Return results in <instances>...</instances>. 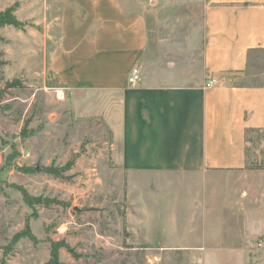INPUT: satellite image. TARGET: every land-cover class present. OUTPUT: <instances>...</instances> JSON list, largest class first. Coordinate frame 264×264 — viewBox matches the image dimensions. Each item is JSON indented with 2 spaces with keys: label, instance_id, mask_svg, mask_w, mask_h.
<instances>
[{
  "label": "rangeland",
  "instance_id": "rangeland-1",
  "mask_svg": "<svg viewBox=\"0 0 264 264\" xmlns=\"http://www.w3.org/2000/svg\"><path fill=\"white\" fill-rule=\"evenodd\" d=\"M129 2L147 8L143 76L200 79L207 0ZM57 3L0 0V264H47L53 246L60 264H264V129L240 170L126 162L103 96L50 69ZM248 72L264 81V49Z\"/></svg>",
  "mask_w": 264,
  "mask_h": 264
},
{
  "label": "crops",
  "instance_id": "crops-1",
  "mask_svg": "<svg viewBox=\"0 0 264 264\" xmlns=\"http://www.w3.org/2000/svg\"><path fill=\"white\" fill-rule=\"evenodd\" d=\"M33 2L26 6L32 16ZM42 5L45 22L50 2ZM57 6L50 69L61 86L103 96L126 162L175 165L183 174L193 165L205 173L246 168V131L264 129V81L253 82L248 72L250 55L264 49V0H207L200 79L143 76L145 6L129 0H58ZM134 66L142 79L130 85ZM212 79L217 84L207 87Z\"/></svg>",
  "mask_w": 264,
  "mask_h": 264
},
{
  "label": "trees",
  "instance_id": "trees-1",
  "mask_svg": "<svg viewBox=\"0 0 264 264\" xmlns=\"http://www.w3.org/2000/svg\"><path fill=\"white\" fill-rule=\"evenodd\" d=\"M10 22L11 23L14 22V20L12 19V17L6 16L5 14L0 13V24L10 23ZM10 85L15 86L16 83H13L12 84V82H11ZM255 130H263V129H248L246 131V141L248 140L249 133L252 132V131H255ZM59 256H60V253H59L58 248L55 247V246H53L52 251H51V258L47 262V264H60Z\"/></svg>",
  "mask_w": 264,
  "mask_h": 264
},
{
  "label": "built area",
  "instance_id": "built-area-1",
  "mask_svg": "<svg viewBox=\"0 0 264 264\" xmlns=\"http://www.w3.org/2000/svg\"><path fill=\"white\" fill-rule=\"evenodd\" d=\"M141 79H142V74H141L140 67L134 66L130 73L129 79H128L130 85H136ZM216 84H217V80L212 79L206 84V86L212 87V86H215Z\"/></svg>",
  "mask_w": 264,
  "mask_h": 264
}]
</instances>
